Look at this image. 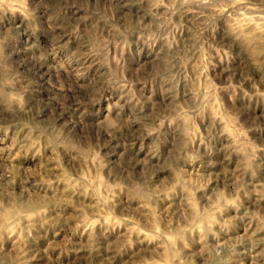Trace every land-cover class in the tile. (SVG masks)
Here are the masks:
<instances>
[{"label":"rangeland","instance_id":"1","mask_svg":"<svg viewBox=\"0 0 264 264\" xmlns=\"http://www.w3.org/2000/svg\"><path fill=\"white\" fill-rule=\"evenodd\" d=\"M0 264H264V0H0Z\"/></svg>","mask_w":264,"mask_h":264}]
</instances>
